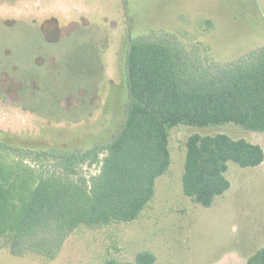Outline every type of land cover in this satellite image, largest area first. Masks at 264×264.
Returning a JSON list of instances; mask_svg holds the SVG:
<instances>
[{
	"label": "rangeland",
	"instance_id": "obj_1",
	"mask_svg": "<svg viewBox=\"0 0 264 264\" xmlns=\"http://www.w3.org/2000/svg\"><path fill=\"white\" fill-rule=\"evenodd\" d=\"M38 1L36 6L35 0H0V141L28 149L84 152L113 137L125 114L131 39L169 32L188 49L198 46L206 58L222 64L264 44V0ZM23 26L39 27L59 53V69L51 53L33 59L44 76L29 97L38 113L25 108L17 94L22 81L13 62L33 75L36 66ZM250 133L233 124L172 128L169 169L157 178L152 201L135 221L80 226L48 262L0 248V264H134L144 251L154 255V264H214L223 254L264 249V166L229 162L225 176L231 188L209 208L186 197L181 183L189 136L247 139ZM25 161L32 168L52 169L44 157L28 155ZM98 168L82 164L72 179L88 180Z\"/></svg>",
	"mask_w": 264,
	"mask_h": 264
},
{
	"label": "trees",
	"instance_id": "obj_2",
	"mask_svg": "<svg viewBox=\"0 0 264 264\" xmlns=\"http://www.w3.org/2000/svg\"><path fill=\"white\" fill-rule=\"evenodd\" d=\"M23 28L36 66L33 75L12 61L22 81L17 94L25 108L38 113L29 97L44 76L33 59L51 53L59 69V53L39 27ZM125 65L124 119L108 142L82 152L34 150L0 141V248L16 257L31 255L48 262L80 226L135 221L152 201L157 178L169 169V131L178 125L233 124L264 133V44L222 64L206 58L198 46L188 49L172 33L152 32L130 40ZM87 71L91 78L92 68ZM57 105L63 114L66 109ZM62 116L68 119L65 112ZM28 155L46 158L52 169L32 168L25 161ZM263 160L262 148L244 138L193 134L185 143L183 194L209 208L230 187L225 176L229 162L254 168ZM86 163L99 167L96 175L73 180ZM154 262L147 251L134 260ZM247 264H264V249L249 256Z\"/></svg>",
	"mask_w": 264,
	"mask_h": 264
},
{
	"label": "crops",
	"instance_id": "obj_3",
	"mask_svg": "<svg viewBox=\"0 0 264 264\" xmlns=\"http://www.w3.org/2000/svg\"><path fill=\"white\" fill-rule=\"evenodd\" d=\"M34 3L36 6H38L40 2L38 0H35ZM250 134H251L250 137L245 139V140H247L248 142H250L252 144L259 145L262 148L263 153H264V133L252 132ZM236 139H238V138H236ZM262 166H264V160H263L262 164H260L257 167H254V168H258V167H262ZM227 169H228V166H227ZM230 188H231V184H230L229 189L226 192H228L230 190ZM223 194H225V192ZM258 249H260V248H258ZM251 255L252 254H236V253L223 254L219 259L215 260L214 264H247V259Z\"/></svg>",
	"mask_w": 264,
	"mask_h": 264
}]
</instances>
